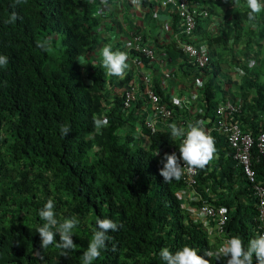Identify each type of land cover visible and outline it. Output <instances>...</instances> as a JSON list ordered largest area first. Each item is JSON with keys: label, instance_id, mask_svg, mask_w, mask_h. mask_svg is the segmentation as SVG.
I'll return each instance as SVG.
<instances>
[{"label": "trees", "instance_id": "16d2710c", "mask_svg": "<svg viewBox=\"0 0 264 264\" xmlns=\"http://www.w3.org/2000/svg\"><path fill=\"white\" fill-rule=\"evenodd\" d=\"M223 1L229 11L227 18L232 16V20L228 31L221 25L220 40L226 45L231 39L229 48L241 45L240 52L248 55L245 61L235 55L232 59L245 72L235 82L240 90L231 93L242 100V110L233 121L256 137L264 128V11L249 20L246 0ZM260 2L264 4V0ZM11 3L0 0V55L9 60L0 68V264H80L97 228L96 220L104 218L122 227L108 233L111 239L93 264H163L161 248L174 252L185 245L197 249L210 264H227L225 257L217 260L205 255L207 250L215 252L217 245L185 207L179 193L182 189L199 195L193 204L208 201L229 208L226 235L239 237L245 246L259 236L251 183L217 132L210 136L222 152L214 163L198 169L195 184L181 179L163 182L159 174L163 165L155 150L166 145L169 154L179 156L182 141L170 140L171 130L152 132L147 127L142 98L124 108L121 89L131 85L137 70L127 61L129 67L121 79L108 76L100 66L102 46L126 52L122 43L108 44L109 37H103L99 30L100 0H27L16 8ZM143 4L146 6L147 0ZM12 11L23 20L4 23ZM174 16L177 20L178 15ZM112 23L121 27L118 20ZM104 30L113 31L114 27ZM131 30L133 36L148 40L149 31L141 25L133 23ZM210 35L204 34L203 39L211 52ZM45 39L50 41L48 51L36 46L38 40ZM155 40L158 55L165 53L169 64L182 62V69L185 66L191 69L189 73L202 72L206 77L198 97L203 111L194 117L191 110L176 108L172 124L185 131L200 120L211 126L215 109L228 97L218 78L229 73L213 56L208 66L196 69L175 40L161 43L157 35ZM254 45L258 49H252ZM253 50L259 64L250 67L248 59ZM130 54L143 61L144 67L152 63L142 51L132 50ZM81 56L88 65L79 63ZM154 83L164 97L160 79L155 77ZM94 116L109 120L99 133L93 125ZM64 124L72 129L67 136L60 132ZM253 167L264 181V158L255 149ZM48 199L54 200L58 220L79 219L73 230L76 250L67 256L55 246L41 248L36 228L44 221L38 212ZM253 264H257L255 255Z\"/></svg>", "mask_w": 264, "mask_h": 264}, {"label": "clouds", "instance_id": "9594fccd", "mask_svg": "<svg viewBox=\"0 0 264 264\" xmlns=\"http://www.w3.org/2000/svg\"><path fill=\"white\" fill-rule=\"evenodd\" d=\"M91 1H94V0H91ZM165 1L167 0H162L161 5L165 9H170L171 12H173V14H177L183 23V20L180 14L175 12L171 4L169 3L164 4ZM191 2L194 5L196 4L198 5L197 8H198V11L200 12V14L198 15V19H200L201 16L209 15V10L203 8L202 4L195 3L193 2V0H191ZM26 3H27V0H12L11 7L16 8ZM140 3L143 5L142 0H123V1L121 0H100V7L97 12V15L102 19V23H101V26L99 27V30L103 33V37H109V39H116L114 42H111L108 44L122 43L126 51V52L113 51L111 47L108 45L102 46L100 50V55L102 57L100 66L106 70V74L108 76H115L121 79L125 76L126 69H128L129 65L135 66L137 72L134 75V78L132 79L130 86L133 85L137 87V98L132 103L131 106H133V104L138 99L142 98L144 100L142 114L145 116V122L147 124V127L150 128L152 132H156L158 129H162L165 131L171 130L170 137H169L170 140L180 139L182 141L179 145V156H177L175 152L169 154L168 147L166 145L162 146V148L158 150H155L154 155H156L157 158L161 160L160 162L163 165L159 169V174L163 178L164 183H170L173 180L179 181L180 179L188 182L183 177L185 166L188 172H194L195 170H198V169L203 170L210 164V162L213 159L218 158V156L216 155L217 149L215 147L214 138L210 136L211 132H217L218 134H223L224 136H226L228 145L230 146L231 149L232 147L228 141L227 135L222 133L217 128H215L216 116L211 126H207L205 122L200 120L193 124H189L187 126V131H185L183 127H178L175 123L172 124L176 108H178L179 110L189 109L194 113L193 114L194 117L197 115L198 112L203 111V108L199 106L198 97L201 93L202 88L204 87L206 77H204L202 72L199 71L202 74L201 76H203L202 77L203 81L201 85L198 83V79L199 78L201 79V77L198 74L196 76H199V78L193 79V86H194L193 88L190 89V85H189L187 86L186 89L185 88L181 89V91L188 90L189 95H186V96L185 95L179 96L178 94L173 95V96H178L179 98H182L183 100H187V102L184 103V106L182 108L172 104L173 96L169 95V93L166 94L167 92L166 89L163 88V90L165 91L164 97H162V95H160L157 92V90L155 89V83H154L155 79L153 80L149 72L145 73L144 71H142L143 65H144L142 63L143 61L140 62L137 56L132 57V55L130 54V51L135 50L134 47L136 44L137 37H140L139 41H140L141 46H148L147 44H144L145 42L143 41L141 35L133 36V31L130 29V17H129L130 16V11H129L130 5L132 4V6L135 7V6L140 5ZM124 6H126V8L128 9L127 10L124 9L123 8ZM246 7L247 9H249L248 11L249 20H255L256 15L264 11V4H262L260 0H246ZM120 9L122 10L120 11ZM136 9L138 10V8ZM17 20H23V17L20 16L16 11H12L10 16L4 21V23L15 24ZM113 20H118L120 22L121 27H117L115 24H113L112 23ZM106 26H112L114 27V30L106 32V30H104ZM197 26H198V22H197ZM197 26H196L195 31L189 37H186L182 31L181 34L177 36V39H176L177 47L184 54V56L187 57L189 63L194 66L195 64H193L192 61L189 59V57L181 50L179 41L180 40L182 41L190 40L195 45L199 47H205L208 50L207 46H203L200 43H196L197 40L193 39V35L196 33V30H197ZM182 29H184V26H182ZM112 32L113 34H116V35L114 36L112 34L111 36H109ZM36 46L43 51H48L50 48V41L48 39L38 40L36 42ZM151 48H153L156 52L157 57L155 58V60L149 59L145 54L144 55L147 59L150 60V62L155 63L158 60V51L155 49V46H152ZM263 51H264V48L262 47V52ZM209 54L212 59V55L210 51H209ZM77 60L82 66L88 65L85 63V58L83 56L79 57ZM248 60H249L248 65L250 67H253L256 64H259V62L255 58H249ZM127 61L129 62V65ZM8 62L9 60L6 55H0V68L6 67ZM93 66L95 67L96 65H93ZM195 68L197 69L196 66ZM231 69L235 72V73H232L231 76L233 74H236L238 77L237 79H239L240 76H242L245 73L243 69L237 65L234 66V69L233 68ZM164 71H167V70L166 69L163 70L162 74L164 73ZM138 73L141 74V75L139 74V78H137ZM172 75L173 74L171 73V76L166 79H164L163 77V82H165V86L167 84V80L172 78ZM146 76L149 78V81H146L145 79ZM237 79H234V80H237ZM148 85L151 86L162 97L164 102L168 103L169 107L172 109V112H173V117L171 119L163 122L161 121V119L153 115V113L151 112L152 107L145 93L146 87ZM224 85H225V82L223 86ZM130 86L122 87L121 89V92L122 91L124 92V101H125V93H126L125 91ZM193 93H195V98L190 100L191 95ZM228 99L234 102H239L241 105V110H242V100L239 97L234 98L233 96L230 95L227 97V99L222 101L220 104L225 103ZM131 106L126 107L125 102H124V108L129 109ZM218 106L215 109V114H217ZM235 115L231 118V121L235 119ZM263 120H264V112H263ZM234 123H238V122H234ZM93 125H94L95 130L99 133L103 128L109 125V120L107 116H103V117L94 116ZM239 125L244 132L250 133L256 139L259 136V134L262 131H264V128H263L262 130L258 132L257 136L255 137L251 132L245 131L243 127L241 126V124ZM207 127H211V130L208 131ZM71 131H72L71 127L67 124L61 125L60 127V132L63 136H67ZM137 131L139 132V134H141L140 129H137ZM143 136L146 137L148 140V136H145V135ZM172 150L174 151L175 148L172 147ZM255 151L257 152L256 149ZM232 152L234 155L233 149H232ZM257 153L259 154V152ZM259 156L262 157L260 154ZM181 161H183V165L181 164ZM260 181L264 183V181H262L261 179ZM179 193L181 195V198H182V201L184 202L185 207L188 210H190L194 218H195V215L191 210L194 206H198L203 203H210L208 201H205V202L193 204L192 201L198 199L199 195H197L196 193H193L192 195H190L186 193L183 189L180 190ZM210 204L215 205L213 203H210ZM215 206H225V205H215ZM54 209H55L54 200L48 199L47 202L44 204V206L38 212L39 218L43 220L44 223L42 226L37 227L36 231L39 234L42 249H48L49 246H55L56 248L61 250L62 256H67L69 252L76 250V243H74V240H73V234L75 233L73 230L79 224V219L75 216H72L70 218H65L62 221H60L57 219ZM257 211H258V206H257ZM228 213H229V208H228ZM195 220L198 221L196 218ZM96 225H97V228L93 230L92 238L88 244L87 250L83 253L80 264H93V261L100 259L101 250L106 249L107 241L111 239V237L108 236V233L110 231L111 232L118 231L122 227V225L117 224L112 219H108V218L97 219ZM207 230L209 233V238L211 237L210 234L212 232L217 234L216 238H214L213 240L210 239L211 242L216 243L217 250L215 252H211L207 250L205 252L206 256L214 257L217 260H219L221 257H225L227 258V264H253V256L255 255L257 259V264H264V235H260L259 233L258 237L250 239L247 242V246H245V242L239 237L226 235V226H225V232L222 234H218L216 230L211 232L209 228H207ZM57 234L59 236V242H57ZM217 241L219 244L217 243ZM159 258L163 262V264H210V260L205 259L204 256L199 255L197 249L187 246V245L183 246L180 249L175 250L174 252L171 251L168 247H163L159 251Z\"/></svg>", "mask_w": 264, "mask_h": 264}, {"label": "built area", "instance_id": "2783aa9c", "mask_svg": "<svg viewBox=\"0 0 264 264\" xmlns=\"http://www.w3.org/2000/svg\"><path fill=\"white\" fill-rule=\"evenodd\" d=\"M171 4L175 12L180 14L183 20V34L186 37L192 35L195 31L198 15L197 4L194 5L191 0H167L164 4ZM207 14V12H206ZM136 44L134 49L142 51L149 59L155 60L156 52L153 48L148 46H141L140 37L136 38ZM181 50L189 57L193 64L197 68H203L208 66L211 60L209 51L205 47H199L190 40H180ZM137 61V60H136ZM164 79L169 78L171 73L164 71ZM146 81L149 78L145 77ZM202 78L198 83L202 84ZM125 106L129 107L137 98V87L130 86L125 91ZM147 99L151 105V112L154 116L165 122L173 117L172 109L167 102H164L162 97L151 87L147 86L145 90ZM195 98V93L191 95L190 100ZM187 100H183L178 96L172 97V104L175 106L183 107ZM241 110L239 102H234L228 99L225 103L218 106L216 114V126L218 130L226 134L228 141L234 151V159L242 166L245 176L251 183V188L254 196L257 199L258 215L257 223L260 235H264V183L258 178L256 171L253 167V150L254 148L259 154L264 157V131L259 136L254 138L250 133H246L242 130L238 123L231 121V118ZM198 170L194 172H188L185 166L183 177L189 182V184H195V175ZM192 212L195 218L202 222L212 232L216 230L218 234L225 232V226L229 220L228 208L226 206H215L210 203H203L198 206H194ZM214 220V224L211 225V221ZM232 238V237H231Z\"/></svg>", "mask_w": 264, "mask_h": 264}, {"label": "crops", "instance_id": "0c3cea01", "mask_svg": "<svg viewBox=\"0 0 264 264\" xmlns=\"http://www.w3.org/2000/svg\"><path fill=\"white\" fill-rule=\"evenodd\" d=\"M204 1L206 2L209 1V3L202 4V2ZM161 2L162 0H147L146 6L144 4L142 5L141 3L140 5L135 6V7L132 6V4L130 5V10H129L130 11V29L132 28V24L136 23L138 25H141L145 30L149 31L148 40L145 41L144 44H147L150 47L156 46L157 44L155 40L156 35L160 38L161 43L165 42V44H168L172 40L176 41L177 36H179L181 32L183 31L182 29L183 23L180 17H178V19L175 20L174 18L175 16L173 12H171L170 9H165L161 5ZM193 2L202 4V7L205 9H208L209 6L213 8L212 11L208 9L209 10L208 16H201L200 18L202 19L201 23L203 24L202 29H200L201 32L197 30L196 33L193 35V39L202 40V42H200L201 45L205 43L206 46H209L208 41L203 39L204 38L203 35L210 32L211 33L210 36L213 37L214 39V40L212 39V42H213L212 48H211L212 56L214 59L219 60L221 62V65L223 66L224 71L228 72L227 69L229 67L231 68L232 66L233 67L236 65L238 66V64L233 63V60L232 61L229 60L230 55L227 54V49L229 47V44L232 43L231 39H229V42L226 45L220 40L219 32L221 30V25L227 31L229 30V25H226L227 23L226 17L228 16L229 11L226 8L225 2L223 0H193ZM123 8L126 10L128 9L126 8V6H124ZM136 8H138V10ZM121 10L122 9H120V11ZM225 21L226 23L224 24ZM112 34L113 32L109 36H111ZM113 35L115 36L116 34H113ZM112 40H116V39H109L110 43L112 42ZM231 48L233 50V55H235L237 59L239 58L240 60L247 59L248 55H245L240 52L241 45L234 46ZM254 50H253V54L249 55V58L255 57L254 55L256 54H254ZM164 55L165 54L163 53L161 54V56L158 55V60L155 63H150V66L148 67H144L143 65L142 71H144L145 73L149 72L153 80L155 79V77L159 78L161 87L166 89L167 91L166 94L169 93V95L171 96L177 95V90L181 92L182 88L186 89L187 86L189 85L191 89L194 87L193 79L199 78V76L201 78L203 77L201 76L202 74H199V76H196L193 73L192 74L189 73L188 70H191V69H189L188 67L184 66L185 69H182L181 68L182 62L178 63L177 65L172 66L171 64L168 63L166 59L165 60L163 59ZM165 69L167 71H170L173 74L172 78L168 79L169 81L167 80L166 86H165V82H163L164 75L162 74V71ZM228 70H229L228 72L229 74L222 73V77L226 78L224 89L227 90L226 94L230 96L231 93L239 91L240 88L235 83L236 80H234L238 78L237 75L233 74L231 76V74L235 72L232 69H228ZM139 74L140 73L137 74V78H139ZM187 74L192 77H189V76L187 77ZM179 96H183V94L181 93ZM207 130L208 131L211 130V127H207ZM212 133L213 132H211V134ZM219 135H221L222 137V140H223L222 143L225 144V142H227L226 136H224L223 134H219ZM221 152L222 150L218 149L216 155L219 157ZM214 162H215V159L212 160V163ZM213 224H214V220L211 221V225ZM211 236H213V238H216L217 234L212 232Z\"/></svg>", "mask_w": 264, "mask_h": 264}, {"label": "rangeland", "instance_id": "374dc122", "mask_svg": "<svg viewBox=\"0 0 264 264\" xmlns=\"http://www.w3.org/2000/svg\"><path fill=\"white\" fill-rule=\"evenodd\" d=\"M226 19H227V23H226V21H225L224 24L226 23V25H230L231 20H232V16H231L230 18H227V17H226ZM114 41H115V40H112V42H114ZM203 45L206 46L205 43H204ZM232 45H233V44H232ZM233 47H234V46H233ZM255 48L258 49V46L254 45V46L252 47V49H255ZM227 54L230 55L229 60L232 61V59H233V50H232L231 48H229V47H228V49H227ZM240 54H241V53H240ZM228 69H231V68L229 67ZM228 69H227V71L229 72ZM225 79H226L225 77H220V76H219V78H218L220 84H222V85H223L224 82L226 81ZM168 81H169V80H168ZM181 93L183 94V96L186 95V94L189 95V91H188V90H185V91L183 90V91H181V92H180L179 90H177V94L180 95ZM210 236H211V234H210ZM213 236H214V235H213ZM213 236L210 237L211 240L214 239Z\"/></svg>", "mask_w": 264, "mask_h": 264}]
</instances>
